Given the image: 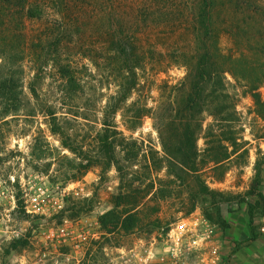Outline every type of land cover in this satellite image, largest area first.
I'll return each instance as SVG.
<instances>
[{
    "label": "rangeland",
    "instance_id": "rangeland-1",
    "mask_svg": "<svg viewBox=\"0 0 264 264\" xmlns=\"http://www.w3.org/2000/svg\"><path fill=\"white\" fill-rule=\"evenodd\" d=\"M32 1L43 20L21 0L0 11V264L262 261L264 0H215L209 31L200 0ZM206 41L226 88L183 164L167 150Z\"/></svg>",
    "mask_w": 264,
    "mask_h": 264
},
{
    "label": "trees",
    "instance_id": "trees-1",
    "mask_svg": "<svg viewBox=\"0 0 264 264\" xmlns=\"http://www.w3.org/2000/svg\"><path fill=\"white\" fill-rule=\"evenodd\" d=\"M14 0H0V11L3 9L1 4H10ZM26 4V14L31 18L37 20H43L45 17V8L43 5L36 3L32 0H21ZM201 4L199 6V16L200 21L207 31L210 30L213 15L211 13V6L215 5V0H200ZM61 24V21H57ZM187 78H190V85L188 91L184 97L183 109L191 112L192 122H188L185 125L184 131L181 134V139L176 146L175 150H167L168 154L180 163L187 162L194 159L193 155L196 152V139L202 129V113L205 111V106L208 102L209 97L217 94L219 90L225 89L222 74L220 73V67L217 66V61L213 59L210 50L209 42H204L201 51L198 53L195 61V65L192 70L189 71ZM256 89V88H255ZM34 90V89H33ZM34 94L37 92L34 90ZM253 98L257 103L260 102L258 94L253 93ZM221 105L220 112L226 110V105ZM106 124H109L106 121ZM111 125V124H109ZM114 130L111 127H106L104 132L100 136V150L104 152L105 155L112 152L114 148ZM167 145L164 143V147ZM167 148V147H166ZM180 154L181 156H179ZM196 154V153H195ZM107 162H111L112 155L109 156ZM262 161L258 163V175L260 173ZM169 167L174 174L176 164L169 161ZM179 176V175H177ZM204 192L210 189L204 185ZM29 240L26 238H14L9 242L10 249H18L22 246H27Z\"/></svg>",
    "mask_w": 264,
    "mask_h": 264
},
{
    "label": "built area",
    "instance_id": "built-area-1",
    "mask_svg": "<svg viewBox=\"0 0 264 264\" xmlns=\"http://www.w3.org/2000/svg\"><path fill=\"white\" fill-rule=\"evenodd\" d=\"M260 201L262 207H264V182H262L261 187H260ZM189 230V226L186 221L182 223H177L175 233L176 237H182L187 231ZM258 233H261L264 235V213L260 215L259 217V228H258ZM153 255H147L146 257L142 256L141 257V262L142 264H152L153 263Z\"/></svg>",
    "mask_w": 264,
    "mask_h": 264
},
{
    "label": "crops",
    "instance_id": "crops-1",
    "mask_svg": "<svg viewBox=\"0 0 264 264\" xmlns=\"http://www.w3.org/2000/svg\"><path fill=\"white\" fill-rule=\"evenodd\" d=\"M258 244L256 245V249L255 252H258L259 254L264 255V241H260L261 239H264V235L261 233H258ZM258 259V258H257ZM245 261V260H244ZM250 264V263H249ZM253 264V263H251ZM254 264H264V258L262 259V261H256L254 262Z\"/></svg>",
    "mask_w": 264,
    "mask_h": 264
}]
</instances>
